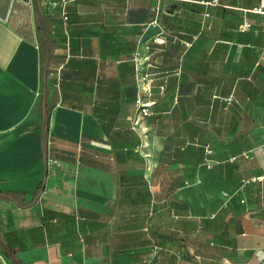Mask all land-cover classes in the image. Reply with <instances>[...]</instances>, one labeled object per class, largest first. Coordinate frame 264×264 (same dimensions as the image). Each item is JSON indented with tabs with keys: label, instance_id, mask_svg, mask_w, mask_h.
Instances as JSON below:
<instances>
[{
	"label": "crops",
	"instance_id": "1",
	"mask_svg": "<svg viewBox=\"0 0 264 264\" xmlns=\"http://www.w3.org/2000/svg\"><path fill=\"white\" fill-rule=\"evenodd\" d=\"M257 4L11 1L0 264H264ZM35 5L50 20L41 28Z\"/></svg>",
	"mask_w": 264,
	"mask_h": 264
},
{
	"label": "trees",
	"instance_id": "2",
	"mask_svg": "<svg viewBox=\"0 0 264 264\" xmlns=\"http://www.w3.org/2000/svg\"><path fill=\"white\" fill-rule=\"evenodd\" d=\"M35 16H36V23L38 25V28H41L40 27V24L41 23H46L49 22V17L42 12L41 8L37 5H35ZM49 114H50V107L45 106L44 108V111L42 113V125H41V139H42V145L46 146V141H47V137H48V119H49ZM94 114L95 111H94ZM111 129L110 126H105L104 125V130L106 133H109V130ZM135 139H136V136H135ZM199 154H200V162H202V158H203V151L201 149H199ZM204 170H207V169H204ZM231 173L233 176H231V178H229V181L235 179L236 180V176L239 177L238 175L239 172H237L236 168L232 167L231 169ZM240 184V183H238ZM237 184V185H238ZM12 196V193H0V197H11ZM206 224H205V221H204V224H202V227L205 228Z\"/></svg>",
	"mask_w": 264,
	"mask_h": 264
},
{
	"label": "built area",
	"instance_id": "3",
	"mask_svg": "<svg viewBox=\"0 0 264 264\" xmlns=\"http://www.w3.org/2000/svg\"><path fill=\"white\" fill-rule=\"evenodd\" d=\"M60 1L61 2H65V1H68V0H60ZM253 10L255 12L259 13L264 19V0H258V4ZM64 18H66V17L64 16ZM245 26H247V24H243V27H245ZM138 105H139V109H140L142 114L147 115L149 113L148 103H139L138 102ZM205 151L207 153H209L210 149H208V147H205Z\"/></svg>",
	"mask_w": 264,
	"mask_h": 264
},
{
	"label": "water",
	"instance_id": "4",
	"mask_svg": "<svg viewBox=\"0 0 264 264\" xmlns=\"http://www.w3.org/2000/svg\"><path fill=\"white\" fill-rule=\"evenodd\" d=\"M11 1L12 0H0V18L1 19H4L6 17ZM22 1H28V0H22ZM4 248L7 250L9 254H11V251L6 246H4Z\"/></svg>",
	"mask_w": 264,
	"mask_h": 264
}]
</instances>
